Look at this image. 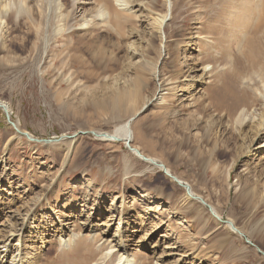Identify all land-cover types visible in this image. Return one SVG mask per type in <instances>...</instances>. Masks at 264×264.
Masks as SVG:
<instances>
[{
	"label": "rangeland",
	"instance_id": "obj_1",
	"mask_svg": "<svg viewBox=\"0 0 264 264\" xmlns=\"http://www.w3.org/2000/svg\"><path fill=\"white\" fill-rule=\"evenodd\" d=\"M62 1L51 0L47 21L53 23L44 29L55 34L70 22L66 34L78 42L82 63L70 67L68 56L74 53L64 52L62 37L58 42L38 40L41 52L35 51L36 39L26 34L24 25L8 38L14 40L12 47L0 51V101L8 105L11 122L33 138L52 141L30 142L20 136L0 109V224L7 222L5 215L32 208L36 221L30 220L26 232L39 225L52 228L44 234V245L25 248L32 264H118V253L100 261L111 251L108 242H114L118 213L131 246L129 256L138 264H264L261 78L252 72V79L239 82L232 94L227 89L233 86L231 74L243 67L236 61L209 65L201 60L205 54L221 58L228 47L188 44L198 36L204 18L196 14V0H187L194 5L183 18L168 17L161 32L154 19L165 13L163 0H124L131 15L126 27L99 25L101 29L89 31L82 24L84 17L89 20L98 12L95 0ZM242 37L241 46L230 49L246 62L242 45L247 36ZM23 38L30 46L18 49ZM189 67L196 72L184 74ZM141 80L140 100L130 107L122 101ZM243 93L246 106L230 116V95ZM130 118L132 145L163 169L148 167L123 143L100 140L91 132L113 131ZM187 184L206 201L188 200ZM88 215L96 231L86 228ZM49 218L62 224L66 234L80 236L68 245L58 244ZM233 222L243 237L227 228ZM33 236L27 235L30 241ZM101 237L103 247L104 241L97 240ZM46 253V261L35 262Z\"/></svg>",
	"mask_w": 264,
	"mask_h": 264
},
{
	"label": "bare ground",
	"instance_id": "obj_2",
	"mask_svg": "<svg viewBox=\"0 0 264 264\" xmlns=\"http://www.w3.org/2000/svg\"><path fill=\"white\" fill-rule=\"evenodd\" d=\"M69 1L70 0H63L62 2L70 4L71 1L70 2ZM163 1H164L165 8H166L165 13L163 15L158 14L156 18L154 19L155 22L159 26V28L158 27L157 28L159 29L160 32L162 30L164 31V28L166 26L165 25L166 20L168 17L174 16V20L179 19L181 17L183 18V15H185L188 12V9H193L192 6L194 5V4L192 5L190 1H187V0H176L173 3H172V0H163ZM126 2H124V0H115L116 4L114 5L112 3V0H95V3L97 4L98 12L95 14V16H92V18L89 20L86 19V17H84V22L82 24V27L84 28L83 30L89 31V29H86V28L92 27L95 29L96 27H99V25H111L112 28L113 27L123 28L124 26L126 27V23L128 21L126 19H130L129 16H131L129 15L130 13H128L129 11L127 9ZM195 4H198V7H197L198 12L196 13L197 16L204 15V18L200 22L201 27L197 28L196 35L198 36L195 37L194 40L188 41V44L196 45L200 43L204 45L203 48L209 45V43L213 44V47H216V48L228 47V50L226 51L225 49L224 50L221 49V51H225L223 55L221 54L222 55L221 58L210 56L212 54H205L203 55L204 57L201 60H203L204 62H209L210 63L209 65H211V63L217 64L220 62L222 64H225V63H229V61H234V62L236 61L237 62L236 65H241L245 69L243 70V68H241L242 72L237 71L235 72V74L233 71V74H231L233 76L232 78L229 79V81L231 82V85L230 83L229 85L230 86L233 85V86L232 88H227L229 92L232 94L237 93L236 87L238 83L248 78L252 79L251 78L253 74L252 72L255 73L254 75L257 74V76L261 78L262 82H264V0H196ZM50 5L51 6L53 5L51 4V0H0V51L4 50L5 48L12 47V44H14V40H10L8 42V38L13 34V32L16 31L15 27H19V25L20 26L24 25V26H27L28 28V31H27L28 33L26 32L25 33L28 34L29 37L34 36V39H36L35 51L38 49V46H36L38 40L48 41L47 43H49V41L58 42V39L62 37L64 39V43L66 44L64 48V52L68 51V52L74 53L68 56L70 67L72 66L75 67L76 64L82 63L83 61L82 59H80L81 56L77 55L78 52L81 53L80 48L77 47L78 42L76 41L73 43L71 40L70 33L66 34V32L71 29L70 22L66 23L67 29L63 31L60 30L57 33L53 34L54 31H52V29L51 30L48 29V31L45 32L44 26L47 25L46 23H48V25L50 23L49 20L47 21V19L49 18L48 8L51 7ZM119 11H121L122 13H120ZM173 13L174 14L176 13V14L174 15ZM51 23H50V27L52 26ZM11 25H14V26H11ZM99 28L101 29V27ZM181 29L179 28V30H177L176 33L177 34L181 33L182 31ZM109 32H112V31L109 30ZM226 34L229 35L227 36V38H226ZM239 35L241 36L243 35L244 39H245V36H247V38L244 41L245 44L242 45L243 48L247 49V51H245L246 57L244 56L246 58V62L242 60V58L240 59V57L237 56V54L235 56L233 52L234 50L232 51L230 49L231 46L232 47H239V45L241 46L240 43H242L243 40L238 39ZM213 36H217V39L215 38V40H213L214 39L212 38ZM82 41L83 40L80 41V44ZM91 42H93V40ZM8 43H9V46H8ZM27 44L30 46V40L26 39L23 42V44H17V47L18 49L24 50L26 49L25 47L27 46ZM39 49L41 52V48ZM201 50L202 51L200 52L202 53L206 49H201ZM35 58L36 57H34V59ZM195 69H196L195 67L194 68L189 67L187 71H183V72L184 74L190 73L192 71L196 72ZM206 69L207 68L205 67L204 72H207ZM210 71L213 72L214 67H212ZM185 77H190V75L185 76ZM85 78L91 79L89 76H85ZM142 83H143V80H141L140 84L138 83L136 85V87L133 89V93L129 95L127 94L126 97H124V100L122 102L125 101V103L127 104L130 103L128 106L134 108V106L137 105L136 103L140 100ZM226 84L225 86H228ZM229 98L233 103V107L230 109V111H228L230 112L229 114L230 116H234V112H236L240 106H246V103L248 101L245 93H243L242 96L241 95H238V96L230 95ZM115 99L117 100V98ZM0 105L5 106L6 110L8 111V114L9 115L11 114L10 109L7 104L0 101ZM131 105H134V106H131ZM132 121L133 120L131 118L126 119L118 123L117 125H115V128L113 129V131H110V132H98V131H91V132L95 133L98 139L100 140L112 142V143H123L125 146L128 145V148L130 149V150L128 149L129 152L137 159L148 164V167L152 166L153 168L156 166L157 167L160 166L159 168L163 169L161 164L160 165L157 164L156 159L145 157V155L139 152L138 148L132 145V138L134 136V132L132 130ZM261 126H262V123H261ZM17 128L20 130L19 126H17ZM24 133H28V132H24ZM29 136L31 137L30 134ZM127 142H129V144H127ZM166 169L170 173V170L167 167ZM174 178L177 179L180 184L182 185L184 184V182L180 178H176V177ZM186 196L188 200H192L193 197H195L197 199H202L203 201H206L204 200L202 196L197 195L190 186H189V190L186 191ZM114 203L115 201H112V204ZM202 203L200 204L202 205ZM206 203L208 204V202ZM37 204H39V202H37L35 206ZM203 206H205V204ZM49 208L52 210L51 206H49ZM212 209L214 213L219 218H221V216L217 213V211L213 207ZM24 212L25 213L22 214L17 211V213L16 212H14V214L11 213L12 215L11 214L5 215L4 218H5V221L7 222L3 223L4 226L0 224L2 228V230H0V264H4V262L5 264H28V263L30 264L31 260L27 259V257L30 256V254L25 250V248L28 245L35 248L37 246V243H40V242L44 245L46 241V238H44V234H47L48 230L52 229V228L51 229L47 228V226L39 225L37 229L33 227L32 229H30V232L27 233L26 232L27 227H28L27 225H29L31 219H32L31 221L35 222L36 218L33 215L34 212L32 208H29L28 210ZM117 220L119 222V227L116 233L112 236V239L114 242L113 243H110V241L108 242V245L110 246L111 251L109 254H104L100 261H103L105 263L107 260L109 261L111 257L113 258L115 254L118 253V256H119L118 264H138L136 259H133L129 256L131 246H129L128 243H126L125 241L124 232H123L124 227L120 229V225L122 224L121 223L122 217L120 213H118ZM49 221L51 222L52 220H50L49 218ZM51 224H53L54 228H56L55 233L59 237L58 244L63 243L64 245H68L69 243L76 241V238L80 236V235H77L76 233L70 234V235L66 234L65 229L62 226V224L55 225L54 221H52ZM227 225H228L227 228L231 230L232 234H235V235L239 234L236 231L243 233L241 229L237 228L236 225H234V222L230 224L228 223ZM85 226H87L86 227L87 229L91 228V229H94V231H96L95 228L97 226L93 224V222L91 221V217L89 215L87 216V219L85 220ZM106 232L107 231H103V234L105 236L107 234ZM31 233H33L35 236H33V238L30 241V238L27 237V235ZM67 236H70L69 240H66ZM261 237L263 238L262 239L263 241L264 234H262ZM101 238H98L97 240L104 241V237H101ZM14 243H16V245H14ZM53 243L51 245L52 248L54 247V244H55ZM104 245H105V241L102 244V247ZM147 245L148 243L145 244V246ZM14 248L16 249L14 250ZM41 255L39 254L36 256L35 262L40 263L45 259L47 260L49 257V253H46L44 256H41ZM177 262L181 263V261H177ZM95 264H100V262L98 261ZM175 264L177 263L175 262Z\"/></svg>",
	"mask_w": 264,
	"mask_h": 264
},
{
	"label": "water",
	"instance_id": "obj_3",
	"mask_svg": "<svg viewBox=\"0 0 264 264\" xmlns=\"http://www.w3.org/2000/svg\"><path fill=\"white\" fill-rule=\"evenodd\" d=\"M0 108L3 110V112L6 114V117H7V120L13 125V127L17 130V132H18V134H20V136H24V137H26L30 142H40V143H50V142H52L51 140H39V139H36V138H33V137H30L29 136V134L28 133H24V132H22V131H20V130H18L16 127H15V124L14 123H12L11 122V120H10V115L8 114V111L6 110V107L5 106H3V105H0ZM133 122V121H132ZM79 134L80 135H84V134H87L86 132H79ZM92 134H93V136H96V134L95 133H93L92 132ZM74 137H76V135H74V136H72V138H74ZM97 137V136H96ZM127 144H129V142H127ZM127 148H128V145H127ZM129 149V148H128ZM130 150V149H129ZM164 173L167 175V176H170L169 175V173L166 171V170H164ZM173 178V177H172ZM174 181H176L177 182V184L178 185H180V186H182V184H180L175 178L173 179ZM184 187H186V186H184ZM188 189V188H187ZM209 208V210L211 211V208L210 207H208ZM240 234V236H244L243 234H241V233H239ZM249 244H251V242H249V241H247Z\"/></svg>",
	"mask_w": 264,
	"mask_h": 264
}]
</instances>
